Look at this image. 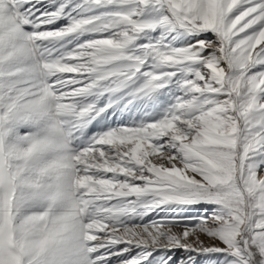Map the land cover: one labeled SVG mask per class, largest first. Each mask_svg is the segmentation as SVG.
Wrapping results in <instances>:
<instances>
[{
	"label": "snow or ice",
	"instance_id": "obj_1",
	"mask_svg": "<svg viewBox=\"0 0 264 264\" xmlns=\"http://www.w3.org/2000/svg\"><path fill=\"white\" fill-rule=\"evenodd\" d=\"M0 264H264V0H0Z\"/></svg>",
	"mask_w": 264,
	"mask_h": 264
},
{
	"label": "rangeland",
	"instance_id": "obj_2",
	"mask_svg": "<svg viewBox=\"0 0 264 264\" xmlns=\"http://www.w3.org/2000/svg\"><path fill=\"white\" fill-rule=\"evenodd\" d=\"M202 238H203V237H202ZM203 239H205V241L208 242L206 237H204Z\"/></svg>",
	"mask_w": 264,
	"mask_h": 264
},
{
	"label": "bare ground",
	"instance_id": "obj_3",
	"mask_svg": "<svg viewBox=\"0 0 264 264\" xmlns=\"http://www.w3.org/2000/svg\"><path fill=\"white\" fill-rule=\"evenodd\" d=\"M203 238H204V237H203ZM203 238H202V239H203Z\"/></svg>",
	"mask_w": 264,
	"mask_h": 264
}]
</instances>
